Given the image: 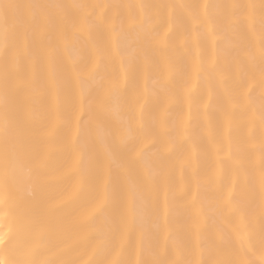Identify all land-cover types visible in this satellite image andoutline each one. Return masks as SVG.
<instances>
[{
	"label": "snow or ice",
	"instance_id": "snow-or-ice-1",
	"mask_svg": "<svg viewBox=\"0 0 264 264\" xmlns=\"http://www.w3.org/2000/svg\"><path fill=\"white\" fill-rule=\"evenodd\" d=\"M243 7L0 0V264H264Z\"/></svg>",
	"mask_w": 264,
	"mask_h": 264
},
{
	"label": "bare ground",
	"instance_id": "bare-ground-1",
	"mask_svg": "<svg viewBox=\"0 0 264 264\" xmlns=\"http://www.w3.org/2000/svg\"><path fill=\"white\" fill-rule=\"evenodd\" d=\"M93 2H117V0H93ZM118 2L124 3H140L143 0H118ZM158 2H169L175 3L180 2V0H158ZM184 2H188V0H184ZM196 3L200 4H209V11L215 12L217 11L216 5L219 4L221 6L220 11L225 12L227 10L228 3H238L243 5L242 11L246 13V18L242 20L240 25V31L245 35H249L248 25L251 23L252 28L255 29L256 32L260 31V18L264 16V2L262 0H194ZM255 227L258 229L260 227V220L257 217L255 221Z\"/></svg>",
	"mask_w": 264,
	"mask_h": 264
}]
</instances>
